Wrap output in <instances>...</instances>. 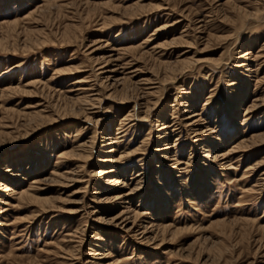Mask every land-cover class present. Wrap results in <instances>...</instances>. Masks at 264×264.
<instances>
[{
    "label": "rangeland",
    "instance_id": "1",
    "mask_svg": "<svg viewBox=\"0 0 264 264\" xmlns=\"http://www.w3.org/2000/svg\"><path fill=\"white\" fill-rule=\"evenodd\" d=\"M0 264H264V0H0Z\"/></svg>",
    "mask_w": 264,
    "mask_h": 264
},
{
    "label": "bare ground",
    "instance_id": "2",
    "mask_svg": "<svg viewBox=\"0 0 264 264\" xmlns=\"http://www.w3.org/2000/svg\"><path fill=\"white\" fill-rule=\"evenodd\" d=\"M114 68V67H113ZM102 70V74L103 73H110V70L108 69V66H107V64H105L104 66H102L101 65V67H99V70ZM136 76H137V74H136ZM76 82L77 83H83V82H85V81H83V80H80V79H78V80H76ZM82 85V84H81ZM86 88H84V87H79V89L78 90H85ZM87 90V89H86ZM73 91V90H72ZM91 98V97H90ZM93 98V97H92ZM89 99V98H88ZM88 99L86 100V99H83L84 101H87V102H89L88 101ZM91 101V100H90ZM85 104V103H84ZM198 115L197 114H192V115H190L187 119H189L190 120V122H191V124L190 125H195L196 124V121H193L196 117H197ZM162 129H168V127L167 126H164ZM214 133V132H213ZM165 135H163L160 139H167L169 136L167 135V132H165L164 133ZM109 139V138H108ZM116 141L115 140H113V141H110L108 144H110V145H112L113 143H115ZM165 149H170V147H167V148H163L162 150H165ZM163 152V151H162ZM170 153V152H169ZM168 153V154H169ZM173 153V152H172ZM133 154V153H132ZM166 154V153H165ZM69 155V153H65L64 155H63V157H67ZM207 155H209V153H207ZM121 156V155H120ZM121 157H123V156H121ZM206 157H208V156H206ZM216 160H217V157L215 156L214 157ZM163 160H166V161H172V162H174V163H172L171 165H167L166 167H168V168H172V165H182V164H187L186 162H184V161H180L179 162V160H177V159H175V158H172V157H165V158H163ZM99 162H101V163H109L111 160H109L108 158H102V159H99L98 160ZM133 161V160H132ZM222 162V161H221ZM176 167V166H175ZM113 171L112 170H109V171H106V172H101V171H96V172H94L93 173V175H99L100 173H104V174H106V175H109V174H111ZM53 173V172H52ZM103 174V175H104ZM138 175H141V174H138ZM53 176H58L59 178H61V179H63V178H66V176H65V174L64 173H59V171L58 172H55V173H53ZM109 179V178H108ZM125 182V181H124ZM130 188V187H129ZM11 189H10V187H7V186H5V191L7 192V191H10ZM130 192V191H129ZM138 192V191H137ZM100 192L99 191H95L93 194L94 195H97V194H99ZM21 196H24L25 194H27L26 192H25V190H23V191H21ZM125 197H128V194H123V195H121V194H118V195H116V196H114V197H112V198H107V199H105V204H113L114 202H116V201H118V202H120V200H122V199H126ZM96 200H102V199H100V197L98 198V197H95V201ZM130 201V200H129ZM126 203H128V202H126ZM5 204H8V202H5ZM98 213L99 212V210H97V209H95L94 210V212H92V213ZM125 212L126 211H122V212H120L119 213V215H117L116 216V218H115V222H116V220L118 221L119 219H123L122 221H120L116 226H118V227H121V229H123V230H127L128 232H134V229L137 227V221H138V219L140 218V214L138 213V212H135V216H134V220H133V222H129V219L130 218H128V217H126L125 218ZM141 220V219H140ZM130 223H132V226H130V227H128V225L130 224ZM142 224V223H141ZM155 225H151V226H146L145 227V229L144 230H142V234H144V235H147L149 232H148V230L149 229H152L153 227H154ZM128 227V228H127ZM160 228V230L161 231H163V232H167V231H171V226H160L159 227ZM162 228V229H161ZM165 234V233H164ZM147 240H148V237L146 238ZM96 240L97 241H100V240H98L97 238H96ZM151 240H155V238H152ZM95 246H99V244L98 243H96L95 244ZM106 246V245H105ZM96 251V250H95ZM104 251H106V249H104ZM96 253V254H95ZM103 255L104 253H102V252H91L89 255ZM108 256L107 255H103V256H99V257H97L96 259L97 260H102V259H105V258H107Z\"/></svg>",
    "mask_w": 264,
    "mask_h": 264
}]
</instances>
